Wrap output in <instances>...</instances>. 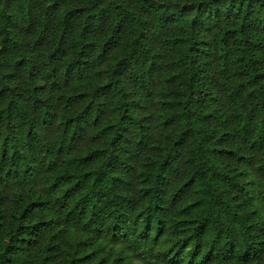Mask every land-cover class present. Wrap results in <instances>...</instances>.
<instances>
[{
  "label": "trees",
  "instance_id": "1",
  "mask_svg": "<svg viewBox=\"0 0 264 264\" xmlns=\"http://www.w3.org/2000/svg\"><path fill=\"white\" fill-rule=\"evenodd\" d=\"M0 264H264V0H0Z\"/></svg>",
  "mask_w": 264,
  "mask_h": 264
}]
</instances>
